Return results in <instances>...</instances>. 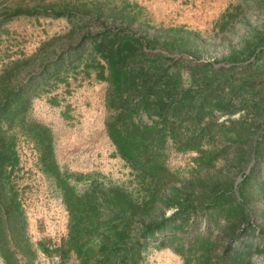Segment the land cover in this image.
<instances>
[{
	"label": "rangeland",
	"instance_id": "374dc122",
	"mask_svg": "<svg viewBox=\"0 0 264 264\" xmlns=\"http://www.w3.org/2000/svg\"><path fill=\"white\" fill-rule=\"evenodd\" d=\"M0 264H264V0H0Z\"/></svg>",
	"mask_w": 264,
	"mask_h": 264
},
{
	"label": "trees",
	"instance_id": "16d2710c",
	"mask_svg": "<svg viewBox=\"0 0 264 264\" xmlns=\"http://www.w3.org/2000/svg\"><path fill=\"white\" fill-rule=\"evenodd\" d=\"M98 48H100L99 50L102 51L101 56L107 64L112 83L118 88H121L124 83L133 86V82L137 77L136 75L139 74V71L137 70L134 72L133 69L126 68V63L130 58L129 52L132 48L131 45H127L125 42L119 41L116 43H111L110 47L108 48V46H106L103 41H100ZM112 135L113 134H111V136ZM113 139L117 141V136H113ZM126 146L124 148H120L123 157L126 155L123 152L124 149L125 151H129V145L127 144Z\"/></svg>",
	"mask_w": 264,
	"mask_h": 264
}]
</instances>
